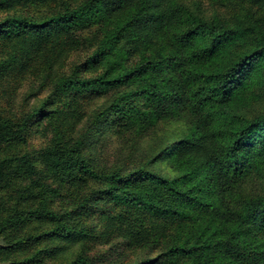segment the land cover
<instances>
[{
    "label": "trees",
    "instance_id": "1",
    "mask_svg": "<svg viewBox=\"0 0 264 264\" xmlns=\"http://www.w3.org/2000/svg\"><path fill=\"white\" fill-rule=\"evenodd\" d=\"M90 24H101L93 59L101 73L62 75L54 92L111 94L80 136L59 114L42 149L0 154V190L17 193L15 205L0 208V233L7 237L0 261L10 255L8 264L42 263L45 253L61 249L45 248V239L88 241L91 234L100 242L123 237L135 254L130 264H264V194L241 198L236 189L245 173L264 166V113L236 111L264 86V20L205 19L180 0H66L55 15L13 12L0 18V82L11 81L16 66L27 67L44 49L53 54L44 59L46 78L82 43L75 32ZM183 111L192 116L189 128L160 147L176 172L172 176L143 168L98 171L85 152L94 134L100 137L107 128L140 135ZM36 115L13 118L0 111V149L23 139ZM88 177L101 186L89 196L81 187ZM25 178L29 184L15 186ZM45 178L56 184H45ZM96 199L113 202L118 211L100 212L101 228L92 232L85 220ZM24 249L26 255L12 258ZM62 264L92 263L83 247Z\"/></svg>",
    "mask_w": 264,
    "mask_h": 264
},
{
    "label": "rangeland",
    "instance_id": "2",
    "mask_svg": "<svg viewBox=\"0 0 264 264\" xmlns=\"http://www.w3.org/2000/svg\"><path fill=\"white\" fill-rule=\"evenodd\" d=\"M185 4L192 14L199 15L205 19L214 16L222 17L225 20L233 21L236 18L255 17L264 20V0H180ZM66 0H25L22 3L8 5L0 4V18L16 12L23 16H42L49 13L55 15L60 13L65 7ZM102 23L103 21H98ZM102 32L101 24H90L80 28L75 33L82 43L67 53L61 63H57L51 74L44 61L45 56L53 55L48 49L43 50L36 60L29 63L27 67H18L14 71L11 81L0 82V111L6 116L16 118L26 114L39 112L32 119L25 137L20 141L11 143L0 149L1 153L8 152H33L40 150L47 145L53 135L55 124L58 123L56 117H68V123H73V128L69 129L73 136H80L86 124H89L94 111L103 107L111 94H86L83 97L74 95L75 93H65L58 96L54 92L55 82L60 76L90 77L101 73V69L93 65V59L99 53V34ZM133 58V56L131 57ZM50 60V59H49ZM55 81V82H54ZM248 102L243 109H237L238 113L249 116H258L264 113V86H259L254 92L249 93ZM67 100H66V99ZM72 99V103L69 100ZM66 103L64 104V102ZM74 108L76 110H74ZM55 109L57 112L50 115L45 114L49 110ZM192 116L188 111H183L177 116L167 117L158 122L154 128L145 130L140 135L133 132H116L113 128H107L104 134L98 137L94 134L91 146L86 149V154L91 158L95 169L98 171L119 170L123 174L137 171L140 168L160 173L164 176L176 174L170 162L162 157L160 147L171 145L174 140L189 128ZM67 136V135H66ZM173 139V141H171ZM34 154V153H33ZM37 156L38 154H34ZM157 155L155 161L151 159ZM37 167H41L40 158L35 157ZM42 181L41 176H35ZM29 178L18 179L15 186H25L29 184ZM45 184L55 185L51 178H45ZM67 187V185H66ZM82 194L89 196L101 188L99 182L88 177L82 184ZM240 191L241 198L248 194H264V166L254 168L245 173L238 182L236 188ZM235 189V190H236ZM17 193L12 188L0 190V208L3 205L10 208L16 203ZM21 203L23 202L20 199ZM30 204V203H29ZM54 208H58V201L53 202ZM118 206L113 202L103 199H96L90 203L92 213L85 220V226L92 232H98L101 228L99 214L102 211H118ZM1 213V211H0ZM52 225L45 222V228ZM28 231V228L26 229ZM20 232H25L21 230ZM15 233V232H14ZM19 233V232H18ZM7 237L0 233V245L6 243ZM65 237L57 236L45 239V248L51 246L61 249L56 252L45 253V259L41 263L36 258L32 264H62L71 261L84 247V253L92 264H130L134 261L135 254L127 246L126 240L121 236H113L111 239L103 241L96 240L93 235H88V241L84 238L75 242H66ZM85 242V243H83ZM41 245H39L40 247ZM157 252V251H155ZM27 253L25 249L21 253L13 255V259L23 257ZM6 257L0 264H8L11 256ZM148 264H165L164 261L152 262Z\"/></svg>",
    "mask_w": 264,
    "mask_h": 264
}]
</instances>
